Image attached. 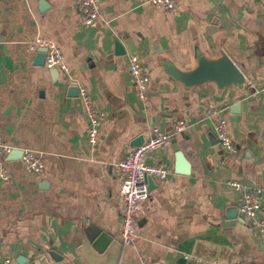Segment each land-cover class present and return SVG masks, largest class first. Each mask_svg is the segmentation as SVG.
I'll return each mask as SVG.
<instances>
[{
  "label": "crops",
  "instance_id": "1",
  "mask_svg": "<svg viewBox=\"0 0 264 264\" xmlns=\"http://www.w3.org/2000/svg\"><path fill=\"white\" fill-rule=\"evenodd\" d=\"M99 1L100 21L84 26L77 0H0V140L42 153L46 163L30 174L21 159L5 160L0 264H87L81 248L90 224L123 244L119 264H264L262 237L242 218L241 193L230 184L264 187V95L249 92L250 84L264 85V0H175L172 10L150 0ZM36 38L62 48L68 72L36 63ZM198 50L212 59L226 52L247 82L186 88L163 74L160 60L193 68ZM133 54L151 75L146 99L129 71ZM72 84L105 114L95 143ZM221 117L237 154L219 143ZM183 118L188 127L174 132ZM153 127L170 138L147 162L169 175L154 179L135 241L126 245L116 164ZM178 149L191 162L189 174L175 170ZM261 204L264 217V192ZM103 256L94 255L95 264Z\"/></svg>",
  "mask_w": 264,
  "mask_h": 264
},
{
  "label": "built area",
  "instance_id": "2",
  "mask_svg": "<svg viewBox=\"0 0 264 264\" xmlns=\"http://www.w3.org/2000/svg\"><path fill=\"white\" fill-rule=\"evenodd\" d=\"M77 2L81 22L84 26H93L100 21L102 11L99 0H77ZM150 2L154 6L166 10H172L176 7L175 0H150ZM32 46L33 48L40 46L48 48L45 61L46 67L59 68L64 72H68L63 50L58 44L51 40L36 38ZM129 71L137 86L138 96L141 99H146L151 75L143 66L137 54H133L130 57ZM249 92L251 95H264V85L250 84ZM80 97L83 100L85 113L88 117L89 128L87 137L91 143H95L105 114L93 104L86 88H80ZM217 112L218 110L208 111L209 114ZM188 125L189 121L187 119H180L174 125V132L179 133L184 131ZM214 130L219 143L226 150L232 154L239 152L230 133L226 118L221 117L215 123ZM151 133L152 135L145 138L141 145L135 146L125 158L116 164V171L122 179L120 189L123 200L121 235L123 243L126 245L134 243L137 236L138 214L140 211H143L141 204L150 197L148 177L165 180L169 175V170L166 167L148 163L147 158L156 149L164 147L170 137L158 127H153ZM15 148L12 144L0 140V175L4 180L10 178V171L5 165L6 157ZM21 161L25 171L30 174H39L46 168L43 154L31 149L23 150ZM230 184L241 193L239 211L242 218L259 232L264 244V217L259 216L262 211L261 195L264 192V187H247L238 181H231ZM197 260L206 264H223L216 260L209 261L203 258H198ZM8 263V260L4 262V264Z\"/></svg>",
  "mask_w": 264,
  "mask_h": 264
},
{
  "label": "water",
  "instance_id": "3",
  "mask_svg": "<svg viewBox=\"0 0 264 264\" xmlns=\"http://www.w3.org/2000/svg\"><path fill=\"white\" fill-rule=\"evenodd\" d=\"M115 45L118 54L125 53V48L120 40L116 39ZM47 50L48 48L46 46L38 47L39 53L36 60L38 65L45 64ZM160 64L163 68V74L169 75L181 82L186 88L202 85L206 82H214L220 90H223L227 86L244 84L247 82V77L243 71L224 51L221 53L220 57L212 59L198 50L197 64L193 68H180L169 58L160 60ZM53 72H58V69H53ZM69 90L70 95H78L80 93V89L76 84H72ZM144 140V135H141L134 141V145H141ZM22 155L23 150L15 148L6 158L7 160H18L22 158ZM176 155V172L189 174L191 172V162L186 157L185 153L178 149ZM148 182L149 188H151L154 179L148 177ZM122 248L123 244L121 242L114 240L108 233L97 226L90 224L85 228L84 244L81 248V252H83L87 264H95L94 255L97 256L99 254H102V256L104 255L102 258L106 261L103 264H119ZM23 260L24 257L19 258V261Z\"/></svg>",
  "mask_w": 264,
  "mask_h": 264
}]
</instances>
